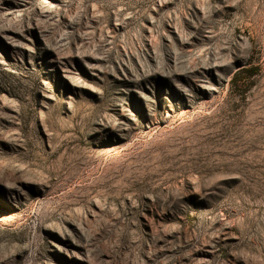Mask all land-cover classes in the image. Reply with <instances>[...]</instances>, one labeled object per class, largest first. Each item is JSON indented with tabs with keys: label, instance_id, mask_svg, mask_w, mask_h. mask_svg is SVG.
I'll return each mask as SVG.
<instances>
[{
	"label": "rangeland",
	"instance_id": "obj_1",
	"mask_svg": "<svg viewBox=\"0 0 264 264\" xmlns=\"http://www.w3.org/2000/svg\"><path fill=\"white\" fill-rule=\"evenodd\" d=\"M0 264H264V0H0Z\"/></svg>",
	"mask_w": 264,
	"mask_h": 264
},
{
	"label": "trees",
	"instance_id": "obj_2",
	"mask_svg": "<svg viewBox=\"0 0 264 264\" xmlns=\"http://www.w3.org/2000/svg\"><path fill=\"white\" fill-rule=\"evenodd\" d=\"M260 69L258 66H252L251 63L246 64L244 68L237 71L231 79V85L236 87L241 83V77L246 76L244 82H247L251 77H254L259 73Z\"/></svg>",
	"mask_w": 264,
	"mask_h": 264
}]
</instances>
